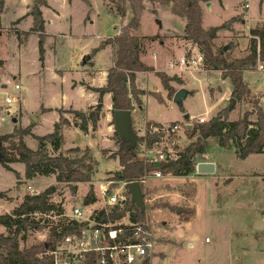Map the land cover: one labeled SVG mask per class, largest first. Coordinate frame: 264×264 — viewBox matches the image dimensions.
<instances>
[{
    "label": "rangeland",
    "instance_id": "obj_1",
    "mask_svg": "<svg viewBox=\"0 0 264 264\" xmlns=\"http://www.w3.org/2000/svg\"><path fill=\"white\" fill-rule=\"evenodd\" d=\"M209 1V6L201 4L203 26L228 23V29L219 30L215 43L221 47L227 45L225 52L235 66L245 67L250 28L264 24V0ZM119 3H125L126 14L123 16L118 10ZM247 3L250 7L246 8ZM33 4L34 0H5L4 9V1L0 4L2 23L13 29L19 20L21 31V36L12 30L8 32L13 33L0 36V58L6 60V65L3 60L0 65V103L4 104L9 95L15 98L10 108L16 106L22 111V115L20 111H11V116L8 115L0 124L3 158L8 155L6 150L10 151V147L16 145V132L24 128L23 125L31 128L24 141L30 148L37 149L39 141L35 136L54 130L58 120V110L54 107L89 109L86 108L92 99L70 88V81L79 77L78 71L83 66L80 61L88 62L91 58L92 61L85 66L89 69L107 70L112 66L114 46L108 41L130 20L134 6L141 12L140 25L136 29L143 38L141 59L155 71L178 77L181 82L171 81L174 91L181 88L188 91L182 102L176 103V92L169 97L155 71L137 72L135 88L145 91L141 95L142 103L131 111L132 128L138 137L144 136L146 122L165 127L180 125L179 131L172 134V140L176 138L174 141H171V136H164L169 146L156 145L159 149L170 148L172 156L177 158L176 151L196 139L188 137L185 126L209 120L230 104V77H223L221 70L208 66L191 69L178 62L184 55L196 53L199 49L195 43L185 39L186 19L175 15L170 6L146 0H47V5L41 9L45 7L44 13L52 22L44 25L42 35L43 40L46 37L43 41L44 59L46 57L43 70L44 60L39 59L41 33L30 31L34 19L31 14L26 15L28 5L31 10ZM234 16L236 20L231 21ZM27 30L29 32H25ZM21 38H24L23 42ZM61 69L63 71H59ZM242 76L252 93L261 97L264 111V69L258 63L255 68L244 69ZM16 83L20 88L15 87ZM152 92H159L164 101L160 102ZM110 101L107 98L102 107L97 130H93L91 125L87 131L75 127L74 115L69 112L72 108H62V115L70 119L71 124L63 128L64 142L59 152L81 159L85 164L91 163V181L75 183L76 192L73 193L72 186L57 182L54 175L28 179L24 175V163H10L19 175L20 172L24 175L18 179L15 172L6 169L2 160L0 191L5 196L0 197V215L12 212L26 193L32 190L40 192L52 185L57 187V191L50 201L63 207L66 213H71L75 205L80 206L86 216L96 208L106 207L101 185H106L108 179L122 169L117 155L120 144L114 136L113 112L110 120L107 115L110 113L106 109ZM251 109L252 105L247 101H235L229 118L237 120ZM187 113L189 117L185 118ZM13 118L17 121L14 122ZM251 119L255 120L256 115H251ZM109 125H112V130ZM137 143L135 160L152 156L144 141L138 138ZM209 143L207 152L197 156L195 163L216 162L214 173L201 174L185 168L156 178L151 172L147 182L141 184L146 217L152 223L156 239L151 264H264V152L242 157L232 145L221 147L214 139H209ZM71 147L79 149L69 151ZM47 149L53 153L48 143ZM91 188L97 201L85 205L84 197ZM187 214L191 215L189 220H185ZM125 220H128L127 216ZM31 230L33 232L28 233L26 239L20 240L21 247L48 238L46 230ZM0 233L8 234L7 228L0 225Z\"/></svg>",
    "mask_w": 264,
    "mask_h": 264
},
{
    "label": "trees",
    "instance_id": "obj_2",
    "mask_svg": "<svg viewBox=\"0 0 264 264\" xmlns=\"http://www.w3.org/2000/svg\"><path fill=\"white\" fill-rule=\"evenodd\" d=\"M3 1L0 0V4H3ZM146 1L152 4L168 5L175 15L186 19L185 39L197 45L199 52L203 54V66L221 70L223 77H230L232 81L231 98H235L238 102L247 101L252 105V109L246 110L239 119L230 120L229 112L235 108V104L230 100L228 106L219 110L209 120L195 121L191 128L185 126L188 137H196V139L180 151H176L177 158L168 162H151L150 159L135 160L138 153V143L135 147H130L119 136V133L115 131L114 136L117 137V142L120 144L117 155L122 169L113 174L111 178L127 182L137 180L142 184L141 179L146 174L148 175L155 171H161L162 174H175L185 168L190 171H196V158L207 152L210 146L209 139H214L221 147L234 146L242 157L264 152V111L261 107V97L252 93L251 88L242 76L244 69L255 68L258 63L264 69V24L250 28V46L244 63L245 67H236L234 61L224 51V47L215 43L219 30L222 28L228 29V23L212 25L207 28L203 26L201 4L209 0ZM44 5H47V0H34L32 9L29 12L34 18L32 31L41 33L39 50L41 54L40 60L42 61L44 58L42 35L45 19L41 6ZM118 10L122 16L125 15V3H119ZM132 12L133 15L130 20L108 41L114 46V59L113 65L108 71L106 85L89 87L99 93L98 104L91 106L94 109L89 107L86 111L77 109L69 111L74 115L73 125L81 130L87 131L89 125H91L93 130H97L103 107L102 97L107 92L112 94V110L129 109L132 111L136 105L142 103L141 95L145 94V91L135 88L136 73L155 70L154 67L147 65L141 59V55L144 52L143 38L136 33V29L140 25L141 12L135 6ZM235 20L236 17H232L231 21ZM2 62L0 60V64ZM155 74L159 76L163 87L168 92V96L171 97L172 93L176 92L171 85V81L181 82V80L176 76H169L161 71H155ZM158 93L152 92L160 102H163V97ZM59 112L61 116L59 121L54 124V130L46 135L35 136L39 141L37 149L30 148L24 141V136L31 133V128L27 126L19 129L16 132L17 143L14 147H10V151L6 150L8 155L3 158V164L6 169L15 172L18 179H20V175L18 171L11 167L10 163H24V175L28 179H33L37 176L54 175L57 182H64L72 186V192L75 193V183L91 181L93 166L91 163L85 164L81 159L70 158L59 152L64 142L63 128L71 124L70 119L62 115L63 110L59 109ZM251 115H256V119L252 120ZM155 125L158 127L163 126L161 124ZM172 134L170 133L168 136H171V141H174L176 138L172 140L174 138ZM162 135L153 133L138 138L145 142L147 148H151L154 141L160 140ZM47 143L51 145L53 153H50L47 149ZM78 149V147H71L69 151ZM56 191L57 187L52 185L40 192L33 190L26 193L12 212L0 215V225L8 230V234L0 233V264H53L54 257L45 253L54 248L66 235L79 231L82 223L72 220L69 224H64L60 219L57 224L49 228V235L46 240L30 246H20V240L26 239L30 228L44 229L41 220H37V214L50 211H54L56 214L64 212L60 205H55L50 201ZM4 196L5 193L0 191V197ZM128 196L130 198V193H128ZM96 201L97 197L93 188H91L84 197V204L89 205ZM126 209L134 210L131 213V218L134 221L144 222L147 218L146 212L141 211L139 207L132 203L131 199H129L125 210H107L103 208L95 211L94 215L99 222L116 221L125 215ZM190 218V214L185 216V220ZM80 264H97L96 254H88L86 259ZM145 264L150 263L146 261Z\"/></svg>",
    "mask_w": 264,
    "mask_h": 264
},
{
    "label": "built area",
    "instance_id": "obj_3",
    "mask_svg": "<svg viewBox=\"0 0 264 264\" xmlns=\"http://www.w3.org/2000/svg\"><path fill=\"white\" fill-rule=\"evenodd\" d=\"M245 7H250V4H245ZM203 59V54L197 51L196 53L184 55L178 62L181 66L199 69L203 66ZM15 87L19 88L20 85L15 84ZM14 99L8 95L5 103H0V124L10 115L8 111L11 112L10 105ZM179 129L180 125L178 124L169 127H158L153 123L146 122L144 135L163 134L160 140L154 141L151 148H147L152 156L147 155L146 158L150 159L151 162H168L175 159L176 156H172L170 148L168 150L159 149L156 145L169 146L170 143L165 141L164 136L176 133ZM151 175L156 178L162 177L161 171H155ZM148 177L149 175L146 174L141 179V183L145 184ZM101 190L106 205L104 208L107 210H125L129 199H131V195L130 198L128 196L127 181L124 180L110 178L106 185H101ZM100 209H103V207ZM100 209H94L86 216L82 208L75 205L72 207L71 213H66L64 209L61 214H54V211L37 214L41 216V219L45 218L41 220V224L44 226L43 231H47V235H49V228L57 224L60 219L64 224H69L72 220L82 223L78 232L66 235L54 248L45 253L54 257L53 264H80L90 253L96 254L97 264H145L146 261L151 264L156 239L149 218L147 217L144 222L134 221L131 218V213L134 210L126 209V213L121 219L99 222L94 214L95 211ZM126 216L128 220H125ZM37 220H39V217H37ZM33 230L40 232L37 229ZM32 232V230H28L29 234Z\"/></svg>",
    "mask_w": 264,
    "mask_h": 264
},
{
    "label": "crops",
    "instance_id": "obj_4",
    "mask_svg": "<svg viewBox=\"0 0 264 264\" xmlns=\"http://www.w3.org/2000/svg\"><path fill=\"white\" fill-rule=\"evenodd\" d=\"M4 6H5V0H4V5H3V9H4ZM29 6L30 5H28V9H27V11H26V15L27 14H29V12H30V9H29ZM44 8L45 7H43L42 8V12H43V17H44V19H45V26L47 25V23H51L52 22V19H49L48 17H46V15H45V13H44ZM2 13V12H1ZM1 13H0V36L1 35H9V34H11V33H17L18 35H20L19 33L21 32L20 31V27H19V25H20V22H16V26H14V28L13 29H10L11 27H10V25H5V24H3L2 23V18H1ZM25 15V14H24ZM34 19V18H33ZM33 22H34V20H33ZM33 28V25H32V27H30L29 29H30V31H32L31 29ZM10 29V30H9ZM13 31V32H8V31ZM25 32H29L28 30L27 31H25ZM32 32H35V31H32ZM36 33H38V32H36ZM44 35H46V30H45V34ZM62 35V34H61ZM64 35V34H63ZM21 36V35H20ZM28 36V35H27ZM26 36V37H27ZM23 39L24 38H21V41L23 42ZM46 40V37L44 38V40L43 41H45ZM44 48V47H43ZM84 58H86V57H84ZM40 59V58H39ZM45 59H46V57H45ZM45 59L43 58V60H44V62L42 63V65H44V67H43V70L45 69ZM0 60H3L4 61V65H6V60L5 59H1L0 58ZM87 61V60H86ZM85 60H84V62H81L80 61V63H82V69L80 70V71H78V73H79V77L78 78H76V79H73L72 80V82L70 81V84H69V87L70 88H72V89H77V90H79L80 91V94L81 95H84V96H86L88 99H92V102L90 103V104H88V106H87V108L86 109H88L89 107H91V106H93V105H96V104H98L96 101H98L99 102V97H100V95H99V93L97 92V91H95V90H93V89H91V88H89V87H102V86H104V85H106V83H107V78H108V71H109V69H107V70H103V69H95V68H93V67H91L90 69L89 68H86L85 66L87 65V63L88 62H90V61H92V59L91 58H89V60H88V62H86ZM1 65V64H0ZM113 65V64H112ZM81 68V67H80ZM20 69V68H19ZM21 70V69H20ZM59 71H63L62 69L61 70H59ZM66 70H64V72H65ZM16 84H18V83H16ZM20 88V87H19ZM71 90V89H70ZM62 95H66L65 93H62ZM110 99L111 101H110V103L108 104V107L106 108L105 106H104V109L106 108L110 113L108 114L107 113V115H108V120H110V118H112V112H113V110H112V94L111 93H105L104 95H103V97H102V99H103V105H105V102H106V99ZM18 107H16L15 106V108L14 109H11V111L13 112V111H20L21 112V115H22V111H21V108H19V109H17ZM45 108V107H44ZM55 109H57L58 110V113H57V118H58V120L57 121H59V118H60V116H61V113L59 112V109H69V108H72V109H77V108H74V106H70V107H67V106H62V107H54ZM53 107H48V108H45V109H54ZM85 109V110H86ZM77 110H80V109H77ZM20 118H21V116H20ZM56 121V122H57ZM29 126V125H28ZM23 127H27V125H23ZM109 127V129H111L112 130V125H109L108 126ZM78 128V127H77ZM113 128H114V122H113ZM66 129V128H65ZM115 131V130H114ZM210 162H214V161H210ZM216 165H217V163L216 162H214ZM216 170V169H215ZM20 176H24V175H22L21 174V172H20ZM35 178H37V177H35ZM34 191H37V190H34ZM39 192V191H38ZM96 195V194H95ZM101 208V207H100ZM99 208V209H100ZM97 209V208H96ZM151 262H152V259H151Z\"/></svg>",
    "mask_w": 264,
    "mask_h": 264
},
{
    "label": "water",
    "instance_id": "obj_5",
    "mask_svg": "<svg viewBox=\"0 0 264 264\" xmlns=\"http://www.w3.org/2000/svg\"><path fill=\"white\" fill-rule=\"evenodd\" d=\"M206 6H209L211 4L210 1H207ZM157 23L161 24V21L159 19L156 20ZM224 51L228 49V46H224ZM236 65L238 63L236 62ZM188 94V91L184 88L179 89L175 95H174V101L176 103H181L183 98L186 97ZM233 104H235L236 99L231 98L230 99ZM8 114H11L10 111H8ZM131 110L129 109H115L113 110V120H114V130L119 133V136L128 143L130 147H135L138 142V134L136 131L132 128V118H131ZM189 114L187 113L185 115V118H188ZM36 119V118H35ZM13 121L16 122L17 119L13 118ZM188 128H191V124L186 125ZM3 160V153L0 146V163ZM216 169V164L214 162L210 161H199L196 166V172L201 174H208V173H214ZM127 188L131 195V201L133 204H135L137 207L141 209V211H145V203H144V193L142 191V187L139 181H129L127 182ZM178 212H180V209H178Z\"/></svg>",
    "mask_w": 264,
    "mask_h": 264
}]
</instances>
